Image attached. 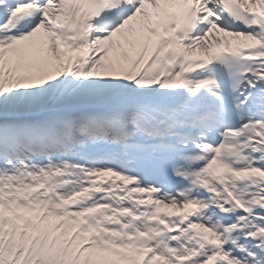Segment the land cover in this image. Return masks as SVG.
Masks as SVG:
<instances>
[{"label": "snow or ice", "instance_id": "obj_1", "mask_svg": "<svg viewBox=\"0 0 264 264\" xmlns=\"http://www.w3.org/2000/svg\"><path fill=\"white\" fill-rule=\"evenodd\" d=\"M0 264H264V0H0Z\"/></svg>", "mask_w": 264, "mask_h": 264}]
</instances>
